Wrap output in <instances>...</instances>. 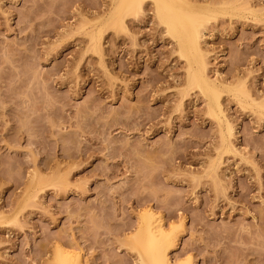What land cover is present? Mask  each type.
<instances>
[{"label":"rangeland","instance_id":"obj_1","mask_svg":"<svg viewBox=\"0 0 264 264\" xmlns=\"http://www.w3.org/2000/svg\"><path fill=\"white\" fill-rule=\"evenodd\" d=\"M111 3L0 0V264H140L145 211L173 262L264 264V0L177 2L230 86L229 149L152 4L121 30Z\"/></svg>","mask_w":264,"mask_h":264},{"label":"bare ground","instance_id":"obj_2","mask_svg":"<svg viewBox=\"0 0 264 264\" xmlns=\"http://www.w3.org/2000/svg\"><path fill=\"white\" fill-rule=\"evenodd\" d=\"M145 1L147 0H112L111 8L106 14L107 19L117 24L121 30H126L127 19L131 16H138ZM148 1L152 4L157 20L163 24L165 32L174 39L179 54L187 59L188 87H196L206 96L208 113L217 121L220 128L221 144L229 149L232 128L225 118L219 97L221 88H230V86L226 83L215 82L206 74V53L201 45L204 19L196 20L184 12L177 4L178 1L183 0ZM90 42L91 50L99 52V35L93 34ZM240 94L249 97L245 90L235 93L236 96ZM217 166L218 162L213 161L214 170ZM174 237L172 230H166L163 227L160 216L155 217L149 211L143 212L139 216L138 225L131 237L140 264H191L189 259L178 262L170 260L168 254L170 247L173 246ZM56 261L57 264H82L78 254H74V259L62 257Z\"/></svg>","mask_w":264,"mask_h":264}]
</instances>
